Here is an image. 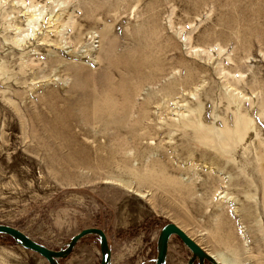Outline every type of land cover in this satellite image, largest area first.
<instances>
[{
    "label": "rangeland",
    "instance_id": "374dc122",
    "mask_svg": "<svg viewBox=\"0 0 264 264\" xmlns=\"http://www.w3.org/2000/svg\"><path fill=\"white\" fill-rule=\"evenodd\" d=\"M237 117L251 130L222 147ZM130 130L135 191L66 172V145ZM161 156L176 190L147 184ZM168 223L233 264H264V0H0V224L55 251L96 227L109 264H154ZM190 257L172 235L165 264ZM58 262L101 264L99 237ZM0 264L49 263L2 233Z\"/></svg>",
    "mask_w": 264,
    "mask_h": 264
},
{
    "label": "bare ground",
    "instance_id": "6f19581e",
    "mask_svg": "<svg viewBox=\"0 0 264 264\" xmlns=\"http://www.w3.org/2000/svg\"><path fill=\"white\" fill-rule=\"evenodd\" d=\"M34 15V14H32ZM30 16L27 20L28 27L32 26V21L37 20V17ZM105 105H100L99 108L104 110ZM109 110V109H107ZM100 112V111H98ZM109 113L108 111H105ZM111 122L115 125H122V120L128 118V113H122L120 115H110ZM109 124V122L107 123ZM252 127V122L247 118H236L234 121V126L232 128L225 129V135L221 141L222 147H233L244 140V137L249 134ZM209 133H205L204 130H200L199 135L206 137ZM128 137H115L113 138V145L98 146L93 150L82 152L80 149H75L74 144H68L70 155L66 156L64 163L66 172L69 175L78 176L85 180H90L94 178L96 181L102 180L105 185L120 184L125 188L136 190L133 188L132 184L136 178L140 177L138 171L139 166H134L133 164L135 157H138V153L125 154L123 150H131L134 145L138 147L137 141L139 140V135L133 130L128 132ZM131 139V141H130ZM214 139V137H212ZM162 159L156 158L149 160L150 162L146 165L148 169L146 170L144 177L150 184L156 181L158 186H165L168 190H176L178 186V181L176 178H170L169 173V162L167 158L162 157ZM78 169H88L90 174H85L82 172L81 175L77 174ZM175 177V176H173ZM140 180H138L139 182ZM135 187V186H134ZM136 188V187H135ZM138 195V192L136 193ZM208 253V252H207ZM210 254L218 264H233L226 256L224 252L208 253Z\"/></svg>",
    "mask_w": 264,
    "mask_h": 264
},
{
    "label": "water",
    "instance_id": "95a60500",
    "mask_svg": "<svg viewBox=\"0 0 264 264\" xmlns=\"http://www.w3.org/2000/svg\"><path fill=\"white\" fill-rule=\"evenodd\" d=\"M2 233L10 236L17 244H19L23 248L39 254L44 259H46L49 264H60L58 260L69 256L72 253L77 242L82 237L94 234L99 237L101 264L110 263L111 252L109 249L106 234L102 229L96 227L81 230L80 232L72 236L65 248L57 251L51 250L46 246L35 242L20 230L8 225L0 224V234ZM172 235L178 237V239L190 250L191 257L188 260V264H193V261L196 259L198 260V264H204L205 260L209 261L212 264H218L210 254H208L201 246H199L196 241L193 240V238L189 237L181 228L172 223L166 224L161 229L157 237V256L154 264L166 263L169 239Z\"/></svg>",
    "mask_w": 264,
    "mask_h": 264
},
{
    "label": "flooded vegetation",
    "instance_id": "af4514ba",
    "mask_svg": "<svg viewBox=\"0 0 264 264\" xmlns=\"http://www.w3.org/2000/svg\"><path fill=\"white\" fill-rule=\"evenodd\" d=\"M178 238V237H177ZM207 260H205V262H204V264H207V262H206ZM193 264H198V260L196 259V260H194L193 261Z\"/></svg>",
    "mask_w": 264,
    "mask_h": 264
}]
</instances>
